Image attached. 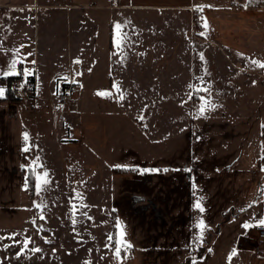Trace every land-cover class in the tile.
Wrapping results in <instances>:
<instances>
[{
  "label": "rangeland",
  "instance_id": "1",
  "mask_svg": "<svg viewBox=\"0 0 264 264\" xmlns=\"http://www.w3.org/2000/svg\"><path fill=\"white\" fill-rule=\"evenodd\" d=\"M172 1L192 8L195 30L146 24L123 85L144 77L123 98L97 94L110 89L106 67L86 71L67 105L64 85L57 107L32 113L28 77L19 101L0 103V264H120L117 220L132 245L123 264H264L258 226L242 227L264 217V67L253 63H264V0Z\"/></svg>",
  "mask_w": 264,
  "mask_h": 264
},
{
  "label": "crops",
  "instance_id": "2",
  "mask_svg": "<svg viewBox=\"0 0 264 264\" xmlns=\"http://www.w3.org/2000/svg\"><path fill=\"white\" fill-rule=\"evenodd\" d=\"M187 10L192 8L175 5L172 0H0V64L7 71L15 61L23 78H33L32 113L39 106L57 107L64 85L72 82L82 88L86 71L90 76L106 67L112 82L109 90L99 93L118 98L131 93L137 79L144 77H133L131 87L123 85L131 75L133 48L139 60L143 59L140 39L146 24H161L155 30L164 28L175 34L188 21L193 31L196 15L183 17ZM121 38L123 43L117 47ZM133 39H138L135 45ZM54 94L56 97L51 96ZM43 97L46 100L39 101Z\"/></svg>",
  "mask_w": 264,
  "mask_h": 264
},
{
  "label": "snow or ice",
  "instance_id": "3",
  "mask_svg": "<svg viewBox=\"0 0 264 264\" xmlns=\"http://www.w3.org/2000/svg\"><path fill=\"white\" fill-rule=\"evenodd\" d=\"M251 2V0H250ZM205 27H207V25H204ZM116 29L119 30L120 29V25L117 24ZM123 43V39L121 38L118 43H117V47H120V45ZM201 59H203V55L201 54ZM80 61H76V63H79ZM253 63L257 64L259 67H264V63H260L259 61H253ZM0 75H5V76H13V75H20L19 72H17V65L16 62L13 61L8 69L7 72H4L2 69H0ZM23 75L26 77L28 75L27 72H24ZM197 91H201V89H198ZM5 94V89L3 87H0V97H3ZM100 96H106V93L100 92L97 93ZM121 98H123V94H121ZM206 107L205 104L202 103L200 105V109L199 111L201 112V114H203L206 111ZM262 128H264V125H262ZM264 134V133H262ZM24 140L27 141L28 140V136L27 134H24ZM24 151H28V148H25ZM262 159H264V157H262ZM119 167V166H118ZM262 171H264V168L261 169ZM142 171H160L159 169H144ZM164 171H168V169H164ZM181 171H191L190 169H183ZM48 177V173L44 172L43 175H36V190L37 193H39V191L42 190V186L46 185L49 181L47 180ZM193 188V195L196 197L195 202L193 204V208L198 210L200 213L204 212V207L202 206V202H203V197L202 196H197L196 195V185L195 183H193L192 185ZM261 195L264 196V186L261 187ZM251 206V205H250ZM37 207H43L42 205H38ZM241 211H245V209H241ZM43 218V217H42ZM117 228H118V238L115 241V245L110 246L115 257L120 261V264H123L122 258H121V252H125L127 253L131 248L132 245L130 243H128L124 237L126 235V233L123 231L124 229V225L122 224L121 221L117 220L116 222ZM251 226H258L261 228H264V218H257L254 217L253 220L251 222H246L245 224L242 225L243 228L247 229ZM196 227L200 230L199 231V235L197 237H195V242L196 243H202V238H203V230L205 228L204 222L203 220H199ZM109 239L111 240L112 237H109ZM27 246V245H25ZM34 251L39 252L40 249L36 248L34 249ZM236 255V250L234 249L233 252L230 254L229 256V261L231 260L232 256ZM193 264H198L197 261L193 260Z\"/></svg>",
  "mask_w": 264,
  "mask_h": 264
},
{
  "label": "trees",
  "instance_id": "4",
  "mask_svg": "<svg viewBox=\"0 0 264 264\" xmlns=\"http://www.w3.org/2000/svg\"><path fill=\"white\" fill-rule=\"evenodd\" d=\"M22 79H23V77H22L21 74L20 75L7 76V77H0V82L4 83L6 85V96L4 98L0 97V103H16L17 101L20 100V98L18 97V95L16 93V89L15 88L19 84V81L22 80ZM29 80L31 82H33V78H29ZM123 171H126V173L131 172L130 169H129V171H127L125 169H117L116 168L114 173H122ZM195 183H197V181H195ZM30 191L32 192V195L35 194L34 179H32V184H31ZM155 207L156 206L152 204V208H155ZM159 211L160 210H156V212H159ZM160 212H161V215H162V211H160ZM260 218H264V217L261 216ZM116 233H117V231L114 230L113 231V236H112L113 243L117 239Z\"/></svg>",
  "mask_w": 264,
  "mask_h": 264
},
{
  "label": "built area",
  "instance_id": "5",
  "mask_svg": "<svg viewBox=\"0 0 264 264\" xmlns=\"http://www.w3.org/2000/svg\"><path fill=\"white\" fill-rule=\"evenodd\" d=\"M120 1V0H119ZM76 84L69 82L68 84H66V89L64 91V94L62 95V103L64 105L69 104V102L72 100L73 97V93L75 90V86ZM24 87L30 91H34L36 89V84L35 82H26L24 83ZM257 234L259 236L260 239V243L264 244V228L261 227H257Z\"/></svg>",
  "mask_w": 264,
  "mask_h": 264
}]
</instances>
